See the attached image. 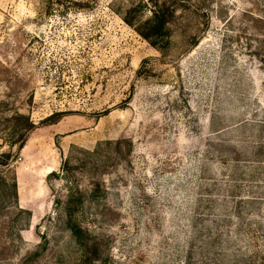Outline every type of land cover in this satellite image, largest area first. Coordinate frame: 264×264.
<instances>
[{
  "label": "rangeland",
  "instance_id": "374dc122",
  "mask_svg": "<svg viewBox=\"0 0 264 264\" xmlns=\"http://www.w3.org/2000/svg\"><path fill=\"white\" fill-rule=\"evenodd\" d=\"M164 2L0 0V264H264V0Z\"/></svg>",
  "mask_w": 264,
  "mask_h": 264
},
{
  "label": "trees",
  "instance_id": "16d2710c",
  "mask_svg": "<svg viewBox=\"0 0 264 264\" xmlns=\"http://www.w3.org/2000/svg\"><path fill=\"white\" fill-rule=\"evenodd\" d=\"M153 3V14L150 18H148L143 24L145 25V31L143 30L141 33L146 37L147 39L150 40V42L153 45H156V40H152L153 38L159 39L162 38L165 35V29L167 25V21L169 17L173 14L174 10L170 7L167 6V2H164L162 5L160 3V0H151ZM20 116H23L20 114ZM49 117L48 119H51ZM29 119V118H28ZM49 121V120H47ZM54 121V120H53ZM32 127H35L34 124H31ZM20 142L18 143L19 148H23L25 144V139L22 138L19 140ZM3 156V155H2ZM67 161L65 162L66 166ZM1 165H4V168H8L7 163L4 161H0ZM68 166V165H67ZM4 170L0 169V175H2ZM10 188L13 191V196L14 198H17V183L15 178L12 179L10 182ZM4 190H0L1 193H3ZM77 211L78 207L75 205L72 200L68 199L65 205L63 206V212H64V217L66 219L67 226L70 229L71 234L80 240V244L82 247H84V255H82V259L80 260L79 264H90L92 260V248L88 246V242L82 238V233L83 232H89L88 229L85 228V230L82 228L81 224L78 223L77 221ZM84 240V241H82Z\"/></svg>",
  "mask_w": 264,
  "mask_h": 264
}]
</instances>
